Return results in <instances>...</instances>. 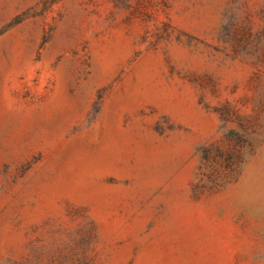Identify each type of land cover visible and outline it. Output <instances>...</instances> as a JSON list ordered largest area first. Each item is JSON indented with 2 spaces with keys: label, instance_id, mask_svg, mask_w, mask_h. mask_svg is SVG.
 <instances>
[{
  "label": "rangeland",
  "instance_id": "obj_1",
  "mask_svg": "<svg viewBox=\"0 0 264 264\" xmlns=\"http://www.w3.org/2000/svg\"><path fill=\"white\" fill-rule=\"evenodd\" d=\"M0 264H264V0H0Z\"/></svg>",
  "mask_w": 264,
  "mask_h": 264
}]
</instances>
